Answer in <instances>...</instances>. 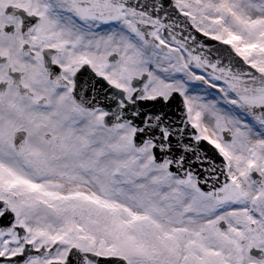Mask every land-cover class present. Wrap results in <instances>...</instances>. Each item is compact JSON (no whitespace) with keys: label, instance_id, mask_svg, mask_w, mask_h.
Wrapping results in <instances>:
<instances>
[{"label":"snow or ice","instance_id":"1","mask_svg":"<svg viewBox=\"0 0 264 264\" xmlns=\"http://www.w3.org/2000/svg\"><path fill=\"white\" fill-rule=\"evenodd\" d=\"M0 264H264V0H0Z\"/></svg>","mask_w":264,"mask_h":264}]
</instances>
